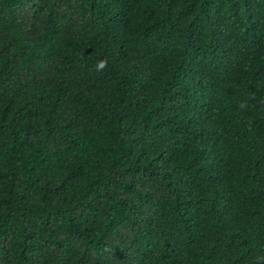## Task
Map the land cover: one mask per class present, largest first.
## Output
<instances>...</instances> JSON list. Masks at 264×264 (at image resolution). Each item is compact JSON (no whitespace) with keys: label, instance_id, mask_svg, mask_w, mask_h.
I'll use <instances>...</instances> for the list:
<instances>
[{"label":"trees","instance_id":"1","mask_svg":"<svg viewBox=\"0 0 264 264\" xmlns=\"http://www.w3.org/2000/svg\"><path fill=\"white\" fill-rule=\"evenodd\" d=\"M0 264H264V0H0Z\"/></svg>","mask_w":264,"mask_h":264}]
</instances>
